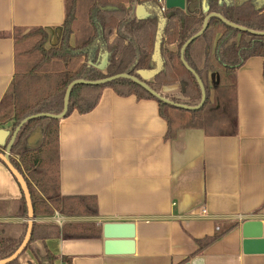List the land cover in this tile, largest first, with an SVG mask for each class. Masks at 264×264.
Listing matches in <instances>:
<instances>
[{
	"label": "crops",
	"instance_id": "0c3cea01",
	"mask_svg": "<svg viewBox=\"0 0 264 264\" xmlns=\"http://www.w3.org/2000/svg\"><path fill=\"white\" fill-rule=\"evenodd\" d=\"M201 1L185 0L183 10L198 14ZM142 4L151 14L156 8ZM65 14L66 0H0V102L15 71L14 33L40 26L47 34L45 47H57ZM74 41L72 35V45ZM106 65L103 56L99 68ZM262 67L263 58L254 56L235 70L230 131H218L210 124L190 125L187 113L173 110L169 135L154 99L120 95L110 87L103 88L90 111L73 110L60 118V195L92 197L96 212L66 216L55 211L33 216L32 223L60 227L65 222H93L101 227V235L37 240L34 252L41 256L48 250L69 257L70 264H264V253L244 251L239 227L246 219L264 220ZM159 92L168 99L179 97V85L164 86ZM22 195L0 160V223L28 222L27 216L10 209ZM109 221L135 224L133 253H105L102 224ZM233 225L195 253L199 240ZM19 262L38 264L31 250ZM54 264L64 263L58 259Z\"/></svg>",
	"mask_w": 264,
	"mask_h": 264
},
{
	"label": "trees",
	"instance_id": "16d2710c",
	"mask_svg": "<svg viewBox=\"0 0 264 264\" xmlns=\"http://www.w3.org/2000/svg\"><path fill=\"white\" fill-rule=\"evenodd\" d=\"M228 1L229 4L207 0L209 12L219 13L247 29L264 31V1ZM142 3H151L155 7L162 5L157 0H66L62 36L57 47H45L47 34L40 26L25 32L17 30L13 35L15 71L0 102V127L11 123L14 130L31 114L60 113L66 88L73 80H98L119 73L136 75L139 69H152L155 64L151 56L159 17L156 11H152L146 19L137 20L133 6ZM163 16L166 18L160 47L163 68L147 84L157 92L164 86L178 84L179 97L170 96L169 99L196 105L201 97L200 88L193 73L183 65L180 49L199 31L205 14L202 11L189 14L174 8L165 10ZM170 45H175V49L169 48ZM103 56L107 60L104 71L99 68ZM254 56L263 58L264 78V35L239 30L213 16L202 34L193 39L183 53L205 88V100L199 109L177 108L156 98L134 81L117 78L105 84L73 85L65 116L73 110L79 113L90 111L97 104L103 88L110 87L120 95L154 99L160 116L168 123L169 135L172 133L173 110L187 113L190 125H208L200 121L203 112L210 108L218 111L233 108L235 70ZM58 124L59 119L45 116L28 120L11 147L10 160L27 183L34 217L53 215L55 211L66 216L94 215L96 203L92 197L60 195ZM35 133L38 138L30 143L29 138ZM13 203L11 212L26 218L23 195ZM234 226L199 240L195 253L201 252ZM26 229L27 222L16 225L0 223V259L17 249ZM100 235L101 227L93 222H65L60 227L55 223L33 222L27 246L7 264H20L19 257L26 250L33 252L38 264H54L58 259L70 264L69 257H59L48 250L37 255L33 243L54 237L76 239L99 238Z\"/></svg>",
	"mask_w": 264,
	"mask_h": 264
},
{
	"label": "water",
	"instance_id": "95a60500",
	"mask_svg": "<svg viewBox=\"0 0 264 264\" xmlns=\"http://www.w3.org/2000/svg\"><path fill=\"white\" fill-rule=\"evenodd\" d=\"M220 3L226 2L229 4L228 0H219ZM264 1V0H262ZM165 9H184L185 0H163ZM202 11L205 13L202 26L198 32L190 36L182 45L181 52V60L183 65L193 73L201 92V97L199 102L196 105L190 106L181 102H174L171 99H168L161 95L160 92H157L150 88L147 84V81H151L163 68V60L160 53L161 41H162V32L165 26L166 18L163 16V12L161 7L152 8V11H156L159 17L157 30L155 34L154 48L151 56L152 61L154 62V67L152 69H139L136 71V75H130L128 73H119L113 76H108L103 79L98 80H85V79H76L73 80L66 88L63 100V109L58 114L41 112L31 114L20 121V123L15 127L14 130H10L7 128H0V147H4V150H0V160L7 167V169L11 172L15 180L17 181L23 197L25 199L26 207H27V229L24 235V238L21 244L17 247V249L8 257L0 259V264H7L14 259H16L25 249L30 239L31 230H32V221H33V207L31 203L30 192L27 186V183L23 177V175L17 170V168L12 164L10 160V151L11 147L18 135L20 128L26 123L28 120L36 118V117H52V118H63L67 111L68 99L70 90L73 85L83 83V84H105L111 80L117 78H127L135 83L139 84L145 90H147L150 94L155 96L156 98L171 104L177 108H182L186 110H197L199 109L205 100V88L200 77L195 73V71L187 64L183 57V53L187 45L195 39L197 36L201 35L205 30L208 20L215 16L218 17L225 24L238 28L239 30H248L253 34L264 35V31H254L247 29L243 26L237 25L233 22L228 21L223 17V15L216 12H209V8L206 4V0L201 1ZM149 7L144 4H137L134 9V16L137 20L146 19L151 15V12L148 11ZM151 10V7H150ZM211 78L214 79V74L211 75ZM38 138V134L35 133L29 138V142L32 143ZM240 233L243 243V249L245 252H262L264 253V220L259 219H246L239 224ZM134 237H135V224L132 221H109L104 222L102 224V238H103V246L106 254H131L134 251ZM184 264H189V262H185Z\"/></svg>",
	"mask_w": 264,
	"mask_h": 264
},
{
	"label": "rangeland",
	"instance_id": "374dc122",
	"mask_svg": "<svg viewBox=\"0 0 264 264\" xmlns=\"http://www.w3.org/2000/svg\"><path fill=\"white\" fill-rule=\"evenodd\" d=\"M104 71L103 69H101ZM225 111V112H224ZM187 116H185V119ZM223 119H227L228 122H217V120L221 121ZM200 121L204 124H210L214 125L218 131H230L231 125H233L234 122V111L232 107L225 108L223 111H211L210 109H207L203 112V117L200 119ZM10 124V123H9ZM8 124V125H9ZM11 129V125L8 126Z\"/></svg>",
	"mask_w": 264,
	"mask_h": 264
},
{
	"label": "built area",
	"instance_id": "2783aa9c",
	"mask_svg": "<svg viewBox=\"0 0 264 264\" xmlns=\"http://www.w3.org/2000/svg\"><path fill=\"white\" fill-rule=\"evenodd\" d=\"M158 2H161V3H163L164 4V2H163V0H158ZM161 10H162V12H164V10H165V6L164 5H162L161 6ZM1 128V127H0ZM2 128H6V126H4V127H2ZM8 128V127H7ZM202 212L204 213L205 212V210H202ZM58 216V215H57ZM57 221H58V219H57ZM59 222V221H58ZM218 229V228H217Z\"/></svg>",
	"mask_w": 264,
	"mask_h": 264
}]
</instances>
